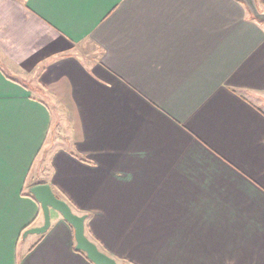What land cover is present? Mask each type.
<instances>
[{
	"label": "crops",
	"instance_id": "0c3cea01",
	"mask_svg": "<svg viewBox=\"0 0 264 264\" xmlns=\"http://www.w3.org/2000/svg\"><path fill=\"white\" fill-rule=\"evenodd\" d=\"M76 9L0 0V264H94L57 211L23 237L41 183L121 264H264V22L238 0ZM44 93L72 107L67 144Z\"/></svg>",
	"mask_w": 264,
	"mask_h": 264
},
{
	"label": "water",
	"instance_id": "95a60500",
	"mask_svg": "<svg viewBox=\"0 0 264 264\" xmlns=\"http://www.w3.org/2000/svg\"><path fill=\"white\" fill-rule=\"evenodd\" d=\"M242 2L251 17L259 22H264V10L259 6L257 0H238ZM30 194L40 204L44 223L41 226L28 228L23 237L30 234L42 235L46 233L52 224V210L61 214L75 232L76 249L86 254L87 258L94 264H121L115 258L103 252L98 245L86 234L87 215L75 213L71 205L63 198L59 197L52 186L47 183L36 184L30 188Z\"/></svg>",
	"mask_w": 264,
	"mask_h": 264
},
{
	"label": "rangeland",
	"instance_id": "374dc122",
	"mask_svg": "<svg viewBox=\"0 0 264 264\" xmlns=\"http://www.w3.org/2000/svg\"><path fill=\"white\" fill-rule=\"evenodd\" d=\"M75 53L87 65L93 63L94 59L99 55L93 46L85 42L82 44H79L76 47ZM45 95L47 96V99L52 105V109L55 114V122H56V126L53 127V131H52L53 134H52V137L49 143H50V146H53V144H56V142H57V145L58 143L61 145V142L63 141L62 138H63L64 133L68 134L67 128L70 129V127H72V125L69 123L73 115L72 107L70 105H67L66 101L64 102L59 101L54 96L52 95L49 96V93H44L43 96ZM64 144H67V142ZM50 146H48V149H50ZM45 154L46 153H44V155ZM45 157L46 156H44V159Z\"/></svg>",
	"mask_w": 264,
	"mask_h": 264
},
{
	"label": "snow or ice",
	"instance_id": "6c2138e0",
	"mask_svg": "<svg viewBox=\"0 0 264 264\" xmlns=\"http://www.w3.org/2000/svg\"><path fill=\"white\" fill-rule=\"evenodd\" d=\"M63 2L69 6V10L71 12H75L76 9V5L79 3V0H63Z\"/></svg>",
	"mask_w": 264,
	"mask_h": 264
},
{
	"label": "trees",
	"instance_id": "16d2710c",
	"mask_svg": "<svg viewBox=\"0 0 264 264\" xmlns=\"http://www.w3.org/2000/svg\"><path fill=\"white\" fill-rule=\"evenodd\" d=\"M26 88L28 87L27 85L25 86ZM55 191V190H54ZM56 192V194L59 196V197H61V198H63V199H66L65 198V196H63L62 194H59L57 191H55ZM33 226V224H31L29 227H32ZM80 252H82V251H80ZM82 253H84V252H82ZM85 254V253H84Z\"/></svg>",
	"mask_w": 264,
	"mask_h": 264
}]
</instances>
